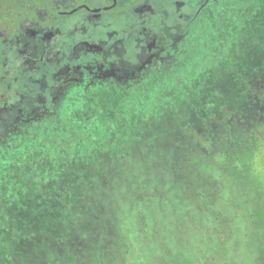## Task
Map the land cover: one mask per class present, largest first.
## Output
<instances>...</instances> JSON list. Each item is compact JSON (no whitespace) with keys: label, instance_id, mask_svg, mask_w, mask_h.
Segmentation results:
<instances>
[{"label":"rangeland","instance_id":"rangeland-1","mask_svg":"<svg viewBox=\"0 0 264 264\" xmlns=\"http://www.w3.org/2000/svg\"><path fill=\"white\" fill-rule=\"evenodd\" d=\"M200 1H164L167 14L160 22L178 26L189 44L170 72L147 77L126 91L94 88L74 96L49 130L0 149V264H52L59 248H71L82 238L101 193L114 197L117 161L112 165L110 160L115 152L126 172L145 168L148 183L162 155H176L188 134L197 133L204 144L209 129L223 135L230 122L238 127L246 121L255 137L253 174L264 181V0H213L195 15ZM230 1L236 14L226 21L220 10ZM177 5L182 6L178 11ZM214 16L222 20L214 22ZM122 28L118 22L111 26ZM106 33L105 28L93 31L97 39ZM130 45L133 51V39ZM104 109L116 128L97 135ZM88 133L93 139L82 143ZM131 151L144 159L132 168L123 163ZM166 233L159 229L157 241ZM148 245L150 254L159 253L154 242ZM202 246L196 248L181 229L175 235L180 256L198 259ZM226 254L219 255L224 263L240 264L239 252ZM208 264L215 261L210 258Z\"/></svg>","mask_w":264,"mask_h":264},{"label":"trees","instance_id":"trees-1","mask_svg":"<svg viewBox=\"0 0 264 264\" xmlns=\"http://www.w3.org/2000/svg\"><path fill=\"white\" fill-rule=\"evenodd\" d=\"M226 4L220 15L227 21L236 6L232 1ZM216 17L214 22L222 20ZM100 116L95 133L108 135L116 124L109 121L108 110ZM242 124L232 127L230 122L223 135L221 130L209 129V141L204 144L197 133L188 134L176 155H162V164L148 183L145 168L126 172L115 152V159L110 160L117 161L112 163L114 197L105 198L101 193L109 185L99 190L101 195L93 204L84 236L71 248H59L52 264H143L147 258L154 264H208L210 258L215 264H226L219 255L228 251L232 256L239 252L240 264H246L247 258L250 264H264V181L253 174L252 127L246 121ZM92 139L88 133L81 142ZM130 153L125 166L132 168L144 160L138 153ZM131 160L136 163L131 164ZM159 229L168 230L169 235L162 236L165 240L157 241ZM180 229L196 248H201L200 244L205 247L197 251L198 259L185 258L175 250V235ZM149 242H154L159 253L150 254Z\"/></svg>","mask_w":264,"mask_h":264},{"label":"flooded vegetation","instance_id":"flooded-vegetation-1","mask_svg":"<svg viewBox=\"0 0 264 264\" xmlns=\"http://www.w3.org/2000/svg\"><path fill=\"white\" fill-rule=\"evenodd\" d=\"M164 1L0 0V149L49 130L74 96L126 91L170 72L189 44L160 22ZM115 22L121 31L111 30ZM99 28L107 33L97 39Z\"/></svg>","mask_w":264,"mask_h":264}]
</instances>
